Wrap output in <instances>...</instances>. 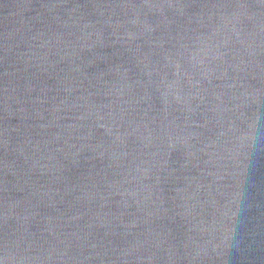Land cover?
<instances>
[{
    "label": "water",
    "instance_id": "1",
    "mask_svg": "<svg viewBox=\"0 0 264 264\" xmlns=\"http://www.w3.org/2000/svg\"><path fill=\"white\" fill-rule=\"evenodd\" d=\"M0 264H264V0H0Z\"/></svg>",
    "mask_w": 264,
    "mask_h": 264
}]
</instances>
